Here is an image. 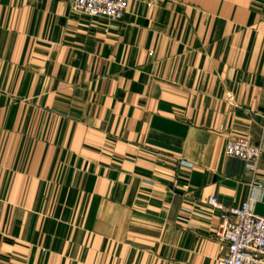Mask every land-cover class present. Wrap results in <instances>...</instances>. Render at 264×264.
Returning a JSON list of instances; mask_svg holds the SVG:
<instances>
[{
	"label": "crops",
	"instance_id": "crops-1",
	"mask_svg": "<svg viewBox=\"0 0 264 264\" xmlns=\"http://www.w3.org/2000/svg\"><path fill=\"white\" fill-rule=\"evenodd\" d=\"M238 139L264 219V0H0V264H217Z\"/></svg>",
	"mask_w": 264,
	"mask_h": 264
},
{
	"label": "built area",
	"instance_id": "built-area-1",
	"mask_svg": "<svg viewBox=\"0 0 264 264\" xmlns=\"http://www.w3.org/2000/svg\"><path fill=\"white\" fill-rule=\"evenodd\" d=\"M60 1L89 20L103 19L110 23L119 22L128 8V0ZM226 103L230 108H235L232 95H226ZM261 154L260 146H254L243 139L228 142L224 147V156L243 162L252 181L249 184V196L235 207L223 208L216 197L208 198L205 202L219 214L215 237L222 246L217 264H264V219L253 213L262 188L254 181L261 174L257 168Z\"/></svg>",
	"mask_w": 264,
	"mask_h": 264
}]
</instances>
